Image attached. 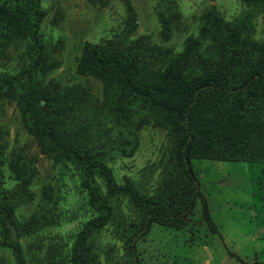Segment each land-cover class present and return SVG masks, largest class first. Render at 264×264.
<instances>
[{"label": "trees", "instance_id": "obj_1", "mask_svg": "<svg viewBox=\"0 0 264 264\" xmlns=\"http://www.w3.org/2000/svg\"><path fill=\"white\" fill-rule=\"evenodd\" d=\"M242 4L241 13L228 21L213 8L204 11L197 35L186 38L177 53L130 40V28L85 43L77 73L102 83L104 96L98 102L81 87L45 83L51 66L39 32L40 0H0V57L15 41L27 49L22 77L0 72V97L15 103L41 151L76 175L96 213L76 234L68 259L61 257L60 248H50L43 258L31 255L28 260L21 245L11 241L8 224L17 238H24L56 224L58 214L41 208L17 221L15 210L32 198L34 162L21 154L11 156L7 165L13 185L7 187L0 160L1 244L11 250L15 264H100L96 247L108 224L125 245L126 264H136L134 244L150 225L182 229L196 199L207 228L219 235L190 160L264 163V33L252 37L254 21L264 16V0ZM156 17L167 37L180 21L175 0H158ZM149 124L166 131L172 142L160 181L150 190L128 178L116 183L109 164L131 155L137 132Z\"/></svg>", "mask_w": 264, "mask_h": 264}, {"label": "rangeland", "instance_id": "obj_2", "mask_svg": "<svg viewBox=\"0 0 264 264\" xmlns=\"http://www.w3.org/2000/svg\"><path fill=\"white\" fill-rule=\"evenodd\" d=\"M180 21L165 37L156 17L158 0H109L105 6L88 0H40L42 19L39 32L48 47L50 69L48 85L81 87L98 102L103 100L102 83L77 73L85 43H98L130 28L129 39L149 46L183 49L184 41L199 29V16L213 8L224 20H231L244 9L242 0H175ZM264 33V16L254 21L253 39ZM27 64L23 41L12 42L0 57V72L22 77ZM137 146L129 156L117 157L109 167L116 183L125 178L154 189L160 181L164 164L169 160L172 142L166 131L151 124L136 134ZM15 154L33 160L35 176L29 186L32 198L15 210V219L24 221L41 208L58 214L59 221L36 234L17 238L25 257L43 258L50 248H60L68 259L76 234L96 213L88 206V195L76 175L45 155L38 141L27 133L15 103L0 97V160L4 161L6 186L13 185L7 165ZM191 169L198 180L200 193L206 198L211 220L218 234L212 233L201 217V202L196 199L184 218L185 226L174 230L151 224L148 232L135 244L136 264H264V163L191 159ZM125 210V204L122 203ZM108 224L97 242L100 264H126V249L113 237ZM0 227V264H15L10 249L4 247ZM32 252V254H31ZM127 262H130L129 260ZM129 264V263H128Z\"/></svg>", "mask_w": 264, "mask_h": 264}, {"label": "water", "instance_id": "obj_3", "mask_svg": "<svg viewBox=\"0 0 264 264\" xmlns=\"http://www.w3.org/2000/svg\"><path fill=\"white\" fill-rule=\"evenodd\" d=\"M11 241H15V238H14V233L13 231L11 230Z\"/></svg>", "mask_w": 264, "mask_h": 264}]
</instances>
